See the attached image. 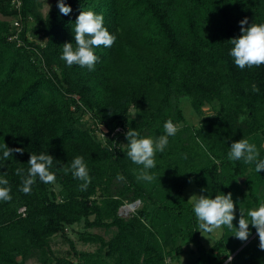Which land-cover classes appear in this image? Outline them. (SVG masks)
I'll return each mask as SVG.
<instances>
[{
  "label": "trees",
  "instance_id": "16d2710c",
  "mask_svg": "<svg viewBox=\"0 0 264 264\" xmlns=\"http://www.w3.org/2000/svg\"><path fill=\"white\" fill-rule=\"evenodd\" d=\"M16 1L0 0V178L12 197L0 201V264H180L186 249L185 264H229L228 256L230 264H264L251 224L246 241L234 237L240 212L250 221L248 211L264 204L263 172L228 159L231 144L246 139L264 160V64L241 70L229 56L241 20L247 18L245 28L264 24V0H65L67 16L57 0L44 15L41 0ZM89 11L103 16L115 41L93 49V70L69 67L60 59L63 45L75 48V20ZM181 99L199 117L196 126L185 122ZM168 120L178 131L156 153L153 180H137L142 166L126 155L127 131L155 140L166 135ZM4 144L23 154L4 161ZM33 154L54 158L56 179L37 177L24 194ZM77 156L91 178L83 191L65 172ZM190 182L207 198L231 193L234 203L235 228L221 226L208 248L182 195ZM136 201L127 217L118 215ZM79 223L77 241L94 250L77 251L67 239L65 228ZM54 235L68 245L64 256L50 249Z\"/></svg>",
  "mask_w": 264,
  "mask_h": 264
},
{
  "label": "clouds",
  "instance_id": "9594fccd",
  "mask_svg": "<svg viewBox=\"0 0 264 264\" xmlns=\"http://www.w3.org/2000/svg\"><path fill=\"white\" fill-rule=\"evenodd\" d=\"M56 7L59 12L67 16L72 9L66 5L65 0H57ZM50 9V6H49ZM104 20L102 15L95 14L91 11L80 12L75 20L74 40L75 48L72 43H65L63 45V52L60 57L66 62V65L71 67L78 65L80 67H87L93 70L98 57L94 54L93 49L100 46L111 47L115 41V36L110 35L107 29L103 26ZM239 38L229 40L233 45L229 52V56L234 59L237 67L243 70L246 66L251 68L253 66L259 67L264 64V24H250L247 28L244 25L248 24L247 18L241 20ZM253 90L258 89L253 86ZM164 131L166 135L158 137L155 141L152 138H137L139 133L136 130H128L126 133L127 143V157L132 163L142 166L136 178L151 182L153 176L149 170L155 168V155L157 152H163L168 144V137L174 136L178 129L168 120L164 124ZM4 151L2 159L7 161L9 157L15 154H23L21 148H8L4 144ZM259 152L255 144L249 143L246 139H240L233 142L228 152V159L230 161L243 160L245 164L255 163V171L260 173L264 171V160H258ZM53 157L48 154L31 155L28 160L29 168L27 175L22 179V188L20 189L24 194L31 193V186L35 183L36 178L43 183L50 184L55 182V174L49 171L53 164ZM71 172L73 178L82 181L80 189L86 190L91 183L88 169L84 163L83 157L77 156L72 161L69 168L65 172ZM17 175H22L23 170L17 169ZM117 180L123 181L124 177L117 176ZM8 180L0 178V201L9 202L12 197L10 195L11 189L6 187ZM202 191H204L202 189ZM193 211L198 222L200 231L204 233H213L220 229L221 226H227L229 229L235 228L233 220L235 207L231 197V193L227 195H216L214 199L205 196H192ZM246 219L240 212L238 220V228H235V238L241 241H246L250 235L249 224L255 228L259 238V248L264 251V204H261L256 210H249ZM232 257L228 256L230 264Z\"/></svg>",
  "mask_w": 264,
  "mask_h": 264
},
{
  "label": "rangeland",
  "instance_id": "374dc122",
  "mask_svg": "<svg viewBox=\"0 0 264 264\" xmlns=\"http://www.w3.org/2000/svg\"><path fill=\"white\" fill-rule=\"evenodd\" d=\"M52 1L53 0H41L42 6L40 9V13L42 15L45 14V12L47 11V9L50 6ZM0 19H2V18L0 17ZM30 24H32V23H30ZM30 24H29V26H30ZM27 36L31 37L29 34H27ZM179 105L181 106L185 122L191 127L196 126L197 122L199 120V117L195 114V112H193L190 109L188 102L185 99H181L179 101ZM203 111H204V114H206V115L211 114V111L208 107H204ZM132 113L133 112H131V114ZM133 115H134V113H133ZM83 119L86 121L85 124H88L90 121L87 114H85L83 116ZM180 125L181 124H179V126ZM103 133L104 132L102 131V129L96 133V136L99 140L104 139ZM240 183H241V180H240ZM260 193L263 194V198H264V187L262 189V192H260ZM182 195H183V197L186 198L187 201H189L192 204V206H193V201L191 199L192 196H197V197L203 196L200 192H198L195 189L192 182H190L187 185V187L184 189ZM128 205L129 204H126V205H123L122 207H120V209L118 210V215H120L121 217H127L131 213V211L137 207V205H135L133 208H131ZM82 230H83L82 223H79V224L72 226V228L66 227L64 232H65L67 239H69L70 241L73 242L74 248L77 251H92V250H94L95 246L85 245V244H82L81 242L77 241L75 232H77V231L80 232ZM88 232L102 235L105 239L108 237V235L104 234L101 230H98V229H88ZM220 235H221V228L215 230L213 233H204L201 231L199 234V240H200V243L203 247L208 248L220 237ZM49 245H50V249L57 256H64L65 253L68 251L67 243L59 235H54L53 237H51L50 241H49ZM188 248L193 249V247L191 245H189ZM187 252H188V249L184 250V252L180 255V257H179V263L180 264H185L189 260V254ZM25 264H39V263L37 262V260L35 258H32L30 260H27L25 262Z\"/></svg>",
  "mask_w": 264,
  "mask_h": 264
},
{
  "label": "built area",
  "instance_id": "2783aa9c",
  "mask_svg": "<svg viewBox=\"0 0 264 264\" xmlns=\"http://www.w3.org/2000/svg\"><path fill=\"white\" fill-rule=\"evenodd\" d=\"M11 2H14L15 3V7H17L18 5V2L16 0H11ZM11 24L13 27H17L18 26V23L16 20H11ZM263 174H264V171H263ZM23 209H20L19 212H21Z\"/></svg>",
  "mask_w": 264,
  "mask_h": 264
},
{
  "label": "water",
  "instance_id": "95a60500",
  "mask_svg": "<svg viewBox=\"0 0 264 264\" xmlns=\"http://www.w3.org/2000/svg\"><path fill=\"white\" fill-rule=\"evenodd\" d=\"M137 204H138V202L136 201V202H133V203L129 204L128 206H130L131 208H133Z\"/></svg>",
  "mask_w": 264,
  "mask_h": 264
}]
</instances>
